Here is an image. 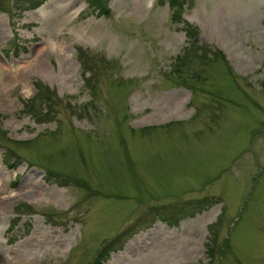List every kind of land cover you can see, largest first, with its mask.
I'll return each instance as SVG.
<instances>
[{"label":"rangeland","instance_id":"374dc122","mask_svg":"<svg viewBox=\"0 0 264 264\" xmlns=\"http://www.w3.org/2000/svg\"><path fill=\"white\" fill-rule=\"evenodd\" d=\"M23 6L0 0V264H94L148 207L203 198L102 264H264V0Z\"/></svg>","mask_w":264,"mask_h":264},{"label":"trees","instance_id":"16d2710c","mask_svg":"<svg viewBox=\"0 0 264 264\" xmlns=\"http://www.w3.org/2000/svg\"><path fill=\"white\" fill-rule=\"evenodd\" d=\"M161 2V0H157ZM166 1L168 8L172 9L170 12V19L173 21H181L180 17V8L182 7L183 3L190 2V0H163ZM87 6L92 10L95 11L98 15H108L109 10L107 7V0H85ZM40 0H13V5L15 8H18L19 4H24L23 9L28 10L30 8H34L38 6ZM183 29L185 35L188 37V48L186 52H194L198 56L197 58L207 57L208 54L213 58H221L224 59L223 54L210 46H206L204 44H197V33L196 29L192 28L186 21L182 20ZM13 39H16V32H13ZM25 45V46H24ZM23 46H17L16 43H12V48L20 49L22 52H26V43ZM195 49H194V48ZM189 50V51H188ZM17 51L15 52V55ZM207 54V55H206ZM208 58V57H207ZM180 59V58H179ZM181 62V61H180ZM226 64L227 71L230 73L231 69ZM178 66L175 67L177 70ZM180 72L179 70H177ZM180 80L181 75L179 76ZM41 90H36V94L40 93ZM46 108L43 112L39 108H41L40 104H34L32 100H30L25 106L34 115V118L37 122H41L40 118L43 115H47L46 113L49 111V104L44 103ZM7 151L12 154H16L12 149L6 147ZM3 163L7 164L10 160L8 157L3 158ZM49 175H55L51 171H48ZM59 183H65L64 181H59ZM210 200L203 198V199H188L182 200L179 202H173L169 204H161V205H153L148 207L140 216H138L134 222L130 223L129 225L125 226L123 229L118 231L114 236L110 237L109 239L104 240L101 245L99 246L96 254L93 257L94 264H102L107 257L109 256L110 252H116L122 249L123 243L126 242L133 234L140 230H144L152 225L154 220L159 219L160 221L166 223L167 225L174 226L178 223L179 220L186 218V217H193L196 213L202 211L206 208L207 204ZM223 245L227 244L226 240L222 242ZM211 245H207V252L211 254ZM212 255V254H211Z\"/></svg>","mask_w":264,"mask_h":264},{"label":"bare ground","instance_id":"6f19581e","mask_svg":"<svg viewBox=\"0 0 264 264\" xmlns=\"http://www.w3.org/2000/svg\"><path fill=\"white\" fill-rule=\"evenodd\" d=\"M44 65V64H43ZM26 193V192H25Z\"/></svg>","mask_w":264,"mask_h":264}]
</instances>
